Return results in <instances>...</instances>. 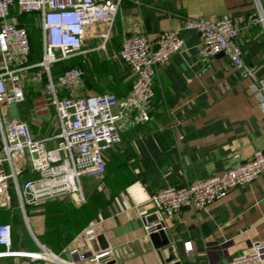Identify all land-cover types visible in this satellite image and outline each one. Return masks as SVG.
Masks as SVG:
<instances>
[{"label":"crops","instance_id":"obj_1","mask_svg":"<svg viewBox=\"0 0 264 264\" xmlns=\"http://www.w3.org/2000/svg\"><path fill=\"white\" fill-rule=\"evenodd\" d=\"M260 8L264 0H123L102 50L96 49L101 27L90 29L83 52L68 59L84 71L79 89L83 95L112 92L121 98L131 91L134 76L119 58L126 36L153 40L162 31L178 30L184 48L155 69L149 121L132 122L119 133L120 141L104 153L102 177H83L87 178L85 190L82 186L84 202L76 203L73 197L57 200L74 209L90 205L95 212L91 222L56 250L57 255L68 259L77 236L91 225L113 253L109 261L96 264H218L264 242V171L201 210L185 208L172 217H159L149 202L150 195L169 185L204 181L250 159L254 151H264V112L252 89L264 83V76L256 77L264 67V28L250 23V15ZM15 14L16 8H11V17ZM224 15L235 22L244 62L254 78L238 73L223 54L202 59L199 33L185 28L187 19ZM28 21L41 42L37 18H18L26 29ZM33 90L26 87L25 101L10 106L12 116L27 121L34 134L49 136L56 127L54 118L50 114L33 117V101L42 93ZM45 205L26 208L29 231L22 242L12 238L13 250L53 252L40 242L45 234ZM15 210H0L9 214L5 224L12 222ZM155 222L172 238L160 250L144 230ZM188 242L191 251L186 255ZM23 264L45 263L28 259Z\"/></svg>","mask_w":264,"mask_h":264},{"label":"built area","instance_id":"obj_2","mask_svg":"<svg viewBox=\"0 0 264 264\" xmlns=\"http://www.w3.org/2000/svg\"><path fill=\"white\" fill-rule=\"evenodd\" d=\"M122 1L0 0V210L12 211L16 200L27 225V207L66 197L84 202L81 179L102 177L106 171L104 153L120 141L119 133L132 122L149 121L155 69L184 48L178 30L162 31L153 40L137 34L124 37L119 58L133 74L134 82L128 95L121 98L112 92L80 94L84 71L78 67L53 79L52 67L81 54L92 27H101L96 33V49L105 47ZM11 8H16V17H11ZM32 15L38 20L42 49L41 60L34 64L28 63L29 34L18 23V18ZM250 23L264 28V8L250 15ZM184 24L199 33L198 54L202 59L223 54L244 77H255L244 62L232 17L187 19ZM26 87L42 90L33 101L32 114L52 115L56 127L49 136L34 134L27 121L12 116L10 106L25 101ZM252 89L264 112V83L254 84ZM263 171L264 151L257 150L233 169L204 181L169 185L150 195L149 202L159 217H172L185 208L201 210L225 198L232 189L253 182ZM24 173L30 177L20 183ZM159 229L157 222L147 224L145 235L149 237ZM98 235L95 226L86 227L77 236L69 258L62 259L44 248L36 253L13 251L11 226L1 224L0 257L21 255L45 264L105 263L112 250L93 253L87 245ZM45 250L59 262L39 258ZM184 251L189 255L191 243L184 244ZM218 264H264V242L254 243L249 251Z\"/></svg>","mask_w":264,"mask_h":264},{"label":"trees","instance_id":"obj_3","mask_svg":"<svg viewBox=\"0 0 264 264\" xmlns=\"http://www.w3.org/2000/svg\"><path fill=\"white\" fill-rule=\"evenodd\" d=\"M28 23L30 24L29 21L25 24L28 25ZM32 31L34 32L36 39H32ZM27 32L30 39L28 63L34 64L39 62L42 57L41 42L37 39V30L28 25ZM72 67H76V65L69 60L57 63L51 69V76L53 79H57L65 70ZM22 176V179L30 177L27 173H24ZM13 207L18 210L16 201H14ZM17 213V211H14L15 216ZM94 213V209L90 205L74 209L70 204L59 202L57 200L47 202L45 205V234L40 238V242L49 247L52 251H56L60 247L66 246L75 233L91 222ZM8 217L9 214L7 212H0V225L5 224L8 221Z\"/></svg>","mask_w":264,"mask_h":264},{"label":"water","instance_id":"obj_4","mask_svg":"<svg viewBox=\"0 0 264 264\" xmlns=\"http://www.w3.org/2000/svg\"><path fill=\"white\" fill-rule=\"evenodd\" d=\"M238 73L242 74L241 71ZM264 76V67L261 68L256 73V77L258 79H261ZM16 120H19L16 118ZM159 231L156 233H152L149 238L154 246L155 249L160 250L162 248L168 247L172 243V238L168 234L167 231L164 230L163 225L159 226ZM88 248L91 252L96 253L99 251H104L109 248L107 241L105 240L103 235H98L95 238L90 239L87 242ZM162 264H165L164 261H162ZM173 264H180L179 262L173 263Z\"/></svg>","mask_w":264,"mask_h":264},{"label":"rangeland","instance_id":"obj_5","mask_svg":"<svg viewBox=\"0 0 264 264\" xmlns=\"http://www.w3.org/2000/svg\"><path fill=\"white\" fill-rule=\"evenodd\" d=\"M35 91L36 90H33L32 93H34ZM5 170H6V172H8L7 167H5ZM22 177L23 176H21L19 178L20 183L22 182V180H24V179H22ZM81 180H82L83 189L85 190L87 178H82ZM11 192H12V189H11ZM15 211H17L18 213L16 214V216L13 215V218L11 220L12 222L10 223V226H11L12 238H14L18 243V242H22L21 241L22 236L26 231H29V228H28V225H27V223L23 217L22 212L20 210H15ZM17 246L18 245H16L15 247L17 248ZM0 251H2V250L0 249ZM13 251L17 252V250H13ZM51 253H53L55 255L58 254V252H56V251L55 252L53 251ZM28 259H29L28 257H24L21 255L2 256V257H0V264H16V263H22L23 264L24 262H27Z\"/></svg>","mask_w":264,"mask_h":264},{"label":"bare ground","instance_id":"obj_6","mask_svg":"<svg viewBox=\"0 0 264 264\" xmlns=\"http://www.w3.org/2000/svg\"><path fill=\"white\" fill-rule=\"evenodd\" d=\"M45 256V257H44ZM39 258H46V259H49V260H51V261H54V262H59V260L58 259H56L55 257H53L49 252H47L46 250H45V252H44V254H39V256H38Z\"/></svg>","mask_w":264,"mask_h":264},{"label":"clouds","instance_id":"obj_7","mask_svg":"<svg viewBox=\"0 0 264 264\" xmlns=\"http://www.w3.org/2000/svg\"><path fill=\"white\" fill-rule=\"evenodd\" d=\"M190 246V245H189Z\"/></svg>","mask_w":264,"mask_h":264}]
</instances>
